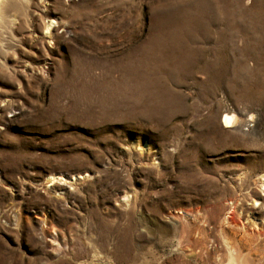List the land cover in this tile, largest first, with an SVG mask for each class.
I'll return each instance as SVG.
<instances>
[{"label":"rangeland","instance_id":"374dc122","mask_svg":"<svg viewBox=\"0 0 264 264\" xmlns=\"http://www.w3.org/2000/svg\"><path fill=\"white\" fill-rule=\"evenodd\" d=\"M1 1L0 264H264V205L233 210L264 175V43L238 34L264 0H203L232 27L179 60L167 27L202 0Z\"/></svg>","mask_w":264,"mask_h":264},{"label":"bare ground","instance_id":"6f19581e","mask_svg":"<svg viewBox=\"0 0 264 264\" xmlns=\"http://www.w3.org/2000/svg\"><path fill=\"white\" fill-rule=\"evenodd\" d=\"M186 7L187 4L185 3V1L179 4V12L174 13L173 25L168 24L169 20L164 21L166 25H169V27L167 28L170 29L169 32L167 33V37L170 41V47L173 48L175 51L177 48L179 49L178 53H176L177 55L173 54V58L178 60L190 59L194 55L193 52L194 50L188 49L186 45L188 43H193L195 40L198 39V31L203 32V35L206 38H210V33H211L210 28L213 27L215 24L224 23L227 25L226 27L228 28L232 27L231 25L228 24L227 21L228 16H233V13L230 11L227 10L222 11L221 15L223 16V18H213L212 9L205 1L194 2L193 12L188 11ZM245 11H247V9L242 8L237 13V15L240 18H242V14L245 13ZM190 13L192 15H190ZM204 13L208 14L210 19L204 18L203 17ZM48 26L50 27L51 25ZM48 31L49 28L46 29L47 34ZM238 31H239L238 34L242 35L241 38L246 43H250L252 45H260L264 43V29H253L247 25H243L240 28L238 27ZM255 31H257V33H255ZM236 38L237 36L233 38V35H229L226 38V41L230 42ZM183 47H185V49H183ZM184 75L187 77L189 74H184ZM218 79H219V75L217 74L207 75L205 77V81H202L201 83L210 82V83H214L215 85ZM229 80L230 79L228 77L227 80L219 81L218 83H224L226 86H230ZM172 81L174 83L179 82V80L177 79H172ZM251 86L254 87L256 90H258L257 92L263 91L264 89V85L261 84L260 81L251 82ZM257 96L259 97V94H257ZM252 122H253V116L251 114H249L248 116H240V115L237 116L235 115V113L225 112L220 118L221 128H224L226 130H235V132L242 131L246 127L250 126L249 123ZM257 150L258 148L255 149V151ZM254 173H256V171L253 168L249 173H245L243 177L240 178L239 186H240V190L243 191L241 194H239L238 198L235 200V205L233 207V210L238 216L244 217L245 221L250 223L252 228L258 229L256 223L254 222L256 220V212L254 209L257 206L261 207V205H264V200L263 199L261 200L258 195L260 193L261 194L263 193V195L261 196H264V175L261 177H257L253 181L254 188L249 189L247 187V183L253 177ZM246 201H251V204H247ZM224 249L227 254V257L225 259V264H246L243 258L239 256L240 253L234 252L233 249H231L229 243L227 242L224 243Z\"/></svg>","mask_w":264,"mask_h":264}]
</instances>
